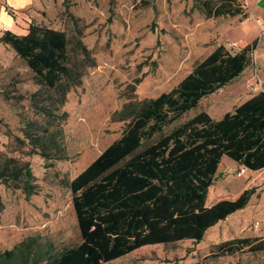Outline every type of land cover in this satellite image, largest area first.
Segmentation results:
<instances>
[{"label":"rangeland","instance_id":"1","mask_svg":"<svg viewBox=\"0 0 264 264\" xmlns=\"http://www.w3.org/2000/svg\"><path fill=\"white\" fill-rule=\"evenodd\" d=\"M150 1V6H143L140 0H73L46 14L50 27L66 31L71 61L84 73L82 85L69 91L61 109L68 113L63 127L69 160L47 161L16 141L23 137L19 116L41 119L28 98L18 97H28L40 86L14 49L0 47V152L29 161L40 187L26 198L21 190L0 183V250L39 232L60 249L80 244L83 237L98 264H264V252L211 254L216 243L248 237V230L264 232V225L258 231L253 228L259 220L254 218V205L264 207V195L261 201L257 195L251 201L250 196L252 213L246 212V226H238V218L230 219L248 203L243 208L224 203L242 202L248 177H239L240 167L226 156L206 194L167 198L144 211L77 222L67 183L123 134L125 123L112 121L114 112L128 101L170 91L219 44L231 52L241 49L239 42L232 46L231 33H225L229 21L206 17L194 0ZM260 91L264 31L254 63L182 120L202 110L220 119Z\"/></svg>","mask_w":264,"mask_h":264},{"label":"trees","instance_id":"2","mask_svg":"<svg viewBox=\"0 0 264 264\" xmlns=\"http://www.w3.org/2000/svg\"><path fill=\"white\" fill-rule=\"evenodd\" d=\"M72 1L65 0L63 5ZM140 1L143 6L151 5L150 0ZM196 1L207 17L242 13L246 18L240 2V8L230 12L226 6L215 7L210 0ZM68 37L64 30L34 22L25 35L7 31L0 36V42L26 62L40 86L28 97H18L20 101L28 98L41 119L19 116L23 137H16V141L28 144L31 153L50 162L69 160L63 127L68 113L61 109L69 91L83 83L82 68L69 56ZM258 42L256 39L237 52L220 44L170 91L128 101L115 111L111 119L125 123L123 134L67 183L77 222L144 211L167 198L206 194L214 185L223 156L250 170L264 169V91L220 119L202 110L182 120L205 97L231 84L254 63ZM5 97L11 98L8 93ZM36 181L29 161L0 152V183L21 190L29 198L40 190ZM253 192L254 188L246 190L241 203L224 205L243 208ZM56 246L50 237L38 232L13 248L0 250V264L99 263L83 237L78 245ZM241 252H264V237L221 241L211 254L224 257Z\"/></svg>","mask_w":264,"mask_h":264},{"label":"crops","instance_id":"3","mask_svg":"<svg viewBox=\"0 0 264 264\" xmlns=\"http://www.w3.org/2000/svg\"><path fill=\"white\" fill-rule=\"evenodd\" d=\"M64 1L65 0H28V2L25 3L24 0H11V2L10 0H0V10H2V12H0V36L6 33V31H4V28H6L7 31H12L14 33H17L18 35H25L28 33L29 25L31 22L50 24V21L46 16V14L49 15L48 12L50 10L56 11L57 9H60V7H62V5L64 4ZM194 1L196 7L199 8L197 6V1L196 0ZM210 1H212V3H215L216 5L215 7H219L221 5L226 6L227 10L230 12H234L235 10L240 8L237 5L238 2H240V0L237 1L210 0ZM247 2L252 6L251 13L261 18L262 20L261 25L254 19H249V20L245 19L242 13L233 16L228 14H223L222 16H218V17L215 16L208 17L216 20L219 19L228 20L229 31L227 30L225 31V33L228 34L230 32L231 35H228V38L232 40V43H236L235 46H238L237 42H239L241 48L246 47L247 45L254 42L256 39H259L260 42L261 31H264V0H247ZM199 11L201 10L199 9ZM0 44H2V42H0ZM2 46H3L2 48L3 51L4 50L7 51L8 48H11L3 44L0 47ZM237 167H240V169L243 168V166H240V164L238 163H237ZM244 174H247L248 181L246 185L243 187V191L245 192L249 188H254V192L251 195V201L253 197L256 195L259 197V200L261 201L264 195V169L260 171L247 169V171H245ZM249 178L252 179L249 180ZM254 208L256 212V214L255 213L253 214L254 218L257 217L256 219L259 220L253 223V228L254 231H258L261 225H264V207L261 206L260 203H258L257 205H254ZM248 211L252 213L249 203L244 209L239 211L237 210L235 213H233L230 219L238 218L239 221L238 226L243 228L248 223L247 220L248 218L246 217V212ZM242 212H244V214L241 216ZM256 222L259 223L257 228L255 227ZM248 232L249 234L247 236L264 237V232L255 233V234L254 232H251V230H248Z\"/></svg>","mask_w":264,"mask_h":264},{"label":"built area","instance_id":"4","mask_svg":"<svg viewBox=\"0 0 264 264\" xmlns=\"http://www.w3.org/2000/svg\"><path fill=\"white\" fill-rule=\"evenodd\" d=\"M240 3H241V7L243 8L244 15H246L245 19L249 20L250 18H253L255 21H257L261 25L262 24L261 18L251 13L252 6L247 2V0H240ZM4 31L7 32V29L4 28ZM235 45L236 43H232V46H235ZM245 171H247V168L243 166V168H241V170L238 171L239 177H241L245 173ZM258 225L259 223L256 222L255 227L257 228Z\"/></svg>","mask_w":264,"mask_h":264},{"label":"clouds","instance_id":"5","mask_svg":"<svg viewBox=\"0 0 264 264\" xmlns=\"http://www.w3.org/2000/svg\"><path fill=\"white\" fill-rule=\"evenodd\" d=\"M10 2H11V0H10ZM24 2H25V3H27V2H28V0H24ZM0 12H2V10H0Z\"/></svg>","mask_w":264,"mask_h":264}]
</instances>
